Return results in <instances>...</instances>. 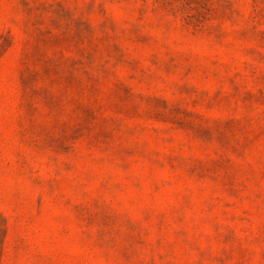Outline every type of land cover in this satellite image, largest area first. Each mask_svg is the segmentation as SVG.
Wrapping results in <instances>:
<instances>
[{
  "label": "rangeland",
  "instance_id": "obj_1",
  "mask_svg": "<svg viewBox=\"0 0 264 264\" xmlns=\"http://www.w3.org/2000/svg\"><path fill=\"white\" fill-rule=\"evenodd\" d=\"M0 264H264V0H0Z\"/></svg>",
  "mask_w": 264,
  "mask_h": 264
}]
</instances>
